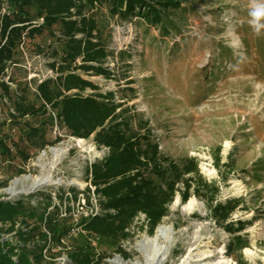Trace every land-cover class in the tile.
Wrapping results in <instances>:
<instances>
[{"label":"rangeland","instance_id":"374dc122","mask_svg":"<svg viewBox=\"0 0 264 264\" xmlns=\"http://www.w3.org/2000/svg\"><path fill=\"white\" fill-rule=\"evenodd\" d=\"M248 5L249 0H187L182 4L180 34L166 37L139 18L110 17L102 9L101 16H109L113 57L106 66L111 76L89 79L101 93L113 92L116 101L123 98L131 110L148 120L162 154L173 160L195 157L200 173L218 185L217 201L240 199L233 221H251L240 232L245 244L234 245L230 254L231 236L214 222L206 205L195 197L183 204L175 196L160 222L172 241L161 264H237V258L245 264H264V30L257 35L249 25ZM35 46L43 52L38 54ZM53 47L56 43L47 33L26 40L21 63L8 68L0 82L13 92L16 83L21 87L27 83L28 98L34 100L33 81L53 75L48 69ZM11 107L0 97V138L9 146L18 143L21 134L10 123ZM57 138L59 142L54 143ZM47 141L50 144L44 150H29L31 158L25 164L18 158H0V181H7L0 189V199H22L34 207L43 205L50 195L51 206L57 207V196L62 195L58 213L69 205L75 224L81 213L98 211L93 199V206L85 207L81 192L91 188L85 179L86 168L107 150L97 147L91 138L79 141L68 136L58 124L47 129ZM53 148L63 153L53 156ZM17 169L23 173L17 175ZM45 177L49 181L32 187ZM16 180L19 193L11 195L6 189ZM71 188L77 191L75 201ZM143 219V215L135 219L131 228L135 236L122 245L130 258L112 255L102 264H113L116 256L130 264L144 261L135 247L144 236H150L138 228ZM71 235L65 240L68 245L76 236L74 230ZM90 243L94 253L111 255L95 238ZM46 260L71 264L66 252Z\"/></svg>","mask_w":264,"mask_h":264},{"label":"trees","instance_id":"16d2710c","mask_svg":"<svg viewBox=\"0 0 264 264\" xmlns=\"http://www.w3.org/2000/svg\"><path fill=\"white\" fill-rule=\"evenodd\" d=\"M186 1L0 0V77L21 63L26 40L47 33L56 43L51 50L53 61L48 64L53 75L33 81L34 100L28 98L27 83L24 87L16 83L13 92L0 82V97L12 106L10 123L21 130L18 143L12 146L0 138V158L27 163L29 150L39 152L50 144L47 129L57 124L68 136L91 138L97 147L107 150L104 157L86 168L85 179L91 188L81 192L85 207L93 206V199L98 211L81 213L75 224L69 205H64V216L58 213L62 195L57 196V207L51 206L50 195L43 205L34 207L22 199H0V264H51L46 258L52 260L63 252L71 264H102L112 255L127 260L130 257L122 245L135 236L131 230L135 219L143 215L138 228L151 235L168 215L175 196L183 204L195 197L206 205L214 222L231 236L227 246L230 254L234 245L245 244L240 232L251 221L232 219L240 199L217 201L218 185L200 173L195 157L173 160L162 154L148 120L131 110L123 98L116 101L113 92L101 93L89 79L111 76L106 66L113 57L107 32L109 16L139 18L166 37L180 34V14ZM102 9L107 10L108 17L101 16ZM171 14L178 17L174 19ZM35 49L38 54L43 52L40 46ZM21 173L23 169H17L16 174ZM6 185V180L0 181V189ZM70 191L75 201L77 191ZM73 230L76 236L68 245L65 240L72 237ZM92 237L111 255L94 253ZM237 264L245 263L237 258Z\"/></svg>","mask_w":264,"mask_h":264},{"label":"bare ground","instance_id":"6f19581e","mask_svg":"<svg viewBox=\"0 0 264 264\" xmlns=\"http://www.w3.org/2000/svg\"><path fill=\"white\" fill-rule=\"evenodd\" d=\"M77 139L81 141V139ZM61 153H63V151L58 148L51 149V154L53 156L60 155ZM47 181H49L47 177L38 179L33 182L32 187L43 185ZM17 185L18 180L12 182V184L6 189V192L11 195L19 193V191H17ZM171 244L172 241L168 237L167 230L162 224L157 225L152 235L144 236L138 243L135 244L136 250L143 254L144 261H136L132 264H161L162 258L169 250ZM111 262L113 264H130L128 261H125L117 256L114 257Z\"/></svg>","mask_w":264,"mask_h":264},{"label":"clouds","instance_id":"9594fccd","mask_svg":"<svg viewBox=\"0 0 264 264\" xmlns=\"http://www.w3.org/2000/svg\"><path fill=\"white\" fill-rule=\"evenodd\" d=\"M249 25L257 35L264 30V0H249Z\"/></svg>","mask_w":264,"mask_h":264},{"label":"built area","instance_id":"2783aa9c","mask_svg":"<svg viewBox=\"0 0 264 264\" xmlns=\"http://www.w3.org/2000/svg\"><path fill=\"white\" fill-rule=\"evenodd\" d=\"M92 212H93V211H91L90 213H92ZM64 215H65V213L62 212V213H61V216H64ZM87 215H88V214H87Z\"/></svg>","mask_w":264,"mask_h":264}]
</instances>
